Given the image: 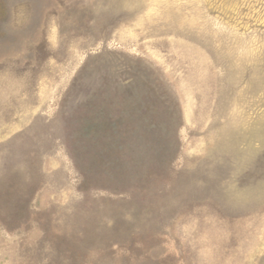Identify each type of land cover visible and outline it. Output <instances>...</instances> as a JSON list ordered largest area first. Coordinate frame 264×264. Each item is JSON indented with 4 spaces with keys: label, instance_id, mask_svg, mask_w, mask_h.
<instances>
[{
    "label": "rangeland",
    "instance_id": "rangeland-1",
    "mask_svg": "<svg viewBox=\"0 0 264 264\" xmlns=\"http://www.w3.org/2000/svg\"><path fill=\"white\" fill-rule=\"evenodd\" d=\"M0 264H264V0H0Z\"/></svg>",
    "mask_w": 264,
    "mask_h": 264
}]
</instances>
